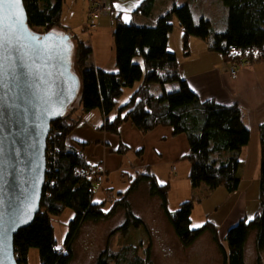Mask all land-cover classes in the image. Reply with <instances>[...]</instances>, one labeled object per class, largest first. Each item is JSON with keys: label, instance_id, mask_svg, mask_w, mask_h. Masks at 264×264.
<instances>
[{"label": "trees", "instance_id": "16d2710c", "mask_svg": "<svg viewBox=\"0 0 264 264\" xmlns=\"http://www.w3.org/2000/svg\"><path fill=\"white\" fill-rule=\"evenodd\" d=\"M64 1L23 0L31 29L41 34L61 29L68 34V28L62 24ZM100 1L89 0L87 24L94 2L100 4ZM155 2L143 0L138 8L140 15L151 18ZM171 2L172 9L159 16L155 23H123L118 19L113 31L116 72L97 67L92 46L79 42L76 58L73 52V70L82 81L78 100L84 114L95 110L102 113L105 118L102 129L106 133L120 135L122 126L130 122L144 135L160 127L172 128L176 136L185 134L189 143L185 159L191 166L189 179L193 187L205 186L211 191L224 189L235 194L241 183L242 151L252 137L244 110L237 104L226 106L214 100H202L182 76L178 55L170 50L169 39L177 20L183 31L186 56L190 55L191 39L196 38L207 42L210 50L220 54L229 68L263 64L264 0H223L228 15L221 28L206 16L196 17L190 5H177L176 0ZM207 2L210 0H204ZM108 7L114 12L113 5ZM69 35L71 39L75 37ZM137 83L139 86L129 102L118 108L126 89L134 88ZM71 111L72 107L65 117L51 125L41 209L33 224L15 236L18 264H29L32 248L39 250L40 264H73L76 242L83 226L108 221L119 210L125 212V220L116 231L127 234L131 227L141 228L143 221L134 215L129 199L143 183L149 185L151 196L161 199L165 215L185 248L193 246L206 231H210L223 264H245L246 245L254 234L256 264H264V123L258 130L261 149L258 209L252 219H243L228 230L225 247L215 225L208 223L203 229L192 228L194 201L184 202L177 211H170V184L161 185L152 174H140L130 189L120 193L112 207L105 211V203L95 201L97 177L102 175L99 167L93 166L83 153L67 143L77 126ZM114 111H117V117L111 121L110 115ZM68 209L74 211L75 217L69 224L65 247L58 248L53 217ZM143 248L141 245H126L118 251L107 248L94 264H155L151 245Z\"/></svg>", "mask_w": 264, "mask_h": 264}, {"label": "rangeland", "instance_id": "374dc122", "mask_svg": "<svg viewBox=\"0 0 264 264\" xmlns=\"http://www.w3.org/2000/svg\"><path fill=\"white\" fill-rule=\"evenodd\" d=\"M142 2L143 0L100 1V5H113L114 12L113 10L112 12L102 10L104 13L98 19V27L96 30L89 31L86 29L89 0H65L63 2L62 24L68 28L66 29L68 34H71L72 37L75 36L72 39L74 58L77 57L78 44L82 41L92 46L95 55L94 61L96 60L106 71L116 72L113 31L118 19L123 23L149 24L153 19H157L172 9L171 0H156L152 17L146 19L140 17L138 12ZM176 3L177 5H190L196 17L206 16L219 28L226 23L228 9L223 0H210L207 3H204V0H176ZM178 26L179 23L176 20V29L174 28L172 36L174 41L170 47L173 52L180 51L176 48V35L179 34L176 31ZM59 30L61 31V29ZM241 68V66L238 69L235 68L237 71L235 75L232 73L234 68H230L231 77L237 78ZM138 86L139 83L134 88L126 89L119 99L118 108L129 102ZM158 88L160 87L158 86ZM152 92L154 95L156 94V87ZM78 99L71 106V117L76 119L77 126L68 137L67 143L79 153H83L93 166L99 167V173L104 176L103 181H97L98 184L95 185L96 203H105L104 210L108 211L112 207V203L119 198V194L126 193L140 174H152L161 185L170 184L168 197L170 211H177L184 202L194 201L192 228L203 229L208 223L215 225L219 232L221 244L227 247L225 238L228 230L234 225V222H231L232 225L229 226L228 216L235 207L236 197H232L233 195L224 189L211 191L205 186L193 187L189 179L190 172L187 169V166H190L189 161L180 159L173 162L172 159L174 151H177L176 155H181L186 147L189 148L185 134L179 135L178 141L172 142L171 139L166 141L162 139V133L164 134L168 130L173 131L172 128L160 127L158 131L144 135L130 122L122 126L120 135L106 133L102 129L105 124L102 113L95 110L89 114H84ZM116 117L117 111H114L110 115L111 121ZM174 166L176 171L172 172ZM189 168L191 169V166ZM250 184L253 194H249L248 201H252L255 192H257L256 182L250 181L246 185ZM129 200L134 215L143 221V226L139 229L131 227L127 234L116 231L124 223L125 212L123 210H119L108 221L85 224L81 236L76 242V257L73 264H94L105 249L110 248L118 251L126 245H141L144 247L143 249L151 245L155 264H223L219 247L210 231H206L202 235L203 237L198 239L199 241L197 240L198 243L190 248H185L180 243L165 215L161 199L150 195L147 183L141 184ZM254 203L255 201H252V205ZM253 216H250L248 220L252 219ZM74 217L75 213L71 209L66 210L60 216L53 217L58 248L65 247L69 224ZM212 241L218 248L219 260L214 258L215 252L214 249H211L213 247ZM255 242L254 260L250 245H248L247 263L245 262V264L257 263ZM206 245H209L210 249H207ZM40 263L39 250L32 248L29 253V264Z\"/></svg>", "mask_w": 264, "mask_h": 264}, {"label": "water", "instance_id": "95a60500", "mask_svg": "<svg viewBox=\"0 0 264 264\" xmlns=\"http://www.w3.org/2000/svg\"><path fill=\"white\" fill-rule=\"evenodd\" d=\"M22 42L43 51L39 58L13 54L0 77V262L18 264L14 239L40 212L51 125L78 99L82 81L73 70L74 43L58 30L31 29L23 0ZM37 37L39 39H32ZM6 250V254L5 251Z\"/></svg>", "mask_w": 264, "mask_h": 264}, {"label": "crops", "instance_id": "0c3cea01", "mask_svg": "<svg viewBox=\"0 0 264 264\" xmlns=\"http://www.w3.org/2000/svg\"><path fill=\"white\" fill-rule=\"evenodd\" d=\"M139 16L145 18L142 15ZM155 21L156 19L152 20V22ZM177 29L178 30L176 31H178L179 34L176 35V48L180 51L175 52L179 58L182 76L202 100H214L217 103L226 106L239 105L244 110L246 123L252 130L251 141L242 151L243 166L240 170V189L235 194H230L233 195L232 197H236V203L234 209L228 216V224L231 226V222H234L233 224L235 225L239 221L253 216L259 205L261 149L258 130L259 126L264 123V63L242 67L238 71L237 78H232L229 72L230 68L228 63L225 62L220 54L211 51L209 44L205 41L192 38L190 42V55L186 56L184 54L182 42L183 31L180 27ZM172 36L173 33L170 35L169 39L170 47L173 44L172 41H174ZM94 62L97 67L104 69V67L100 66L96 60ZM158 129L160 128H157L154 131H158ZM179 137V135L176 136L173 131L169 130L164 132V134L162 133V139L166 141H168V139H171L172 142L178 141ZM175 153H177V151L173 152V162L180 159L186 160L185 157L189 153V148L186 147V150L184 149L181 155H176ZM189 167L190 166H187L188 172H190ZM173 171H176L175 166L172 167V172ZM250 181L256 182L257 187V192H255L252 200L255 201L253 205L252 201H248L249 194L251 193V184H246ZM252 194L253 192L251 195ZM252 235L246 245V263L248 245H250L253 260L255 257V236L254 234ZM198 241L194 245H196ZM212 244L213 247L211 249H214L215 252L214 258L219 260L220 254L218 248L213 241ZM206 248L210 249V246L206 245Z\"/></svg>", "mask_w": 264, "mask_h": 264}, {"label": "snow or ice", "instance_id": "6c2138e0", "mask_svg": "<svg viewBox=\"0 0 264 264\" xmlns=\"http://www.w3.org/2000/svg\"><path fill=\"white\" fill-rule=\"evenodd\" d=\"M17 5H21V0H0V77L5 75V68L8 61L13 60V54L20 59H32L34 56L39 58L43 51L22 42L27 37L24 34L22 10L20 14L15 12Z\"/></svg>", "mask_w": 264, "mask_h": 264}, {"label": "built area", "instance_id": "2783aa9c", "mask_svg": "<svg viewBox=\"0 0 264 264\" xmlns=\"http://www.w3.org/2000/svg\"><path fill=\"white\" fill-rule=\"evenodd\" d=\"M104 10L105 12H109L111 11V8L106 6V5H100V4H97L94 2L92 8H91V12H90V23L87 24V29L90 30V29H95L97 28V25H96V20L99 18L100 16V13L104 12L102 11ZM232 73L235 75L236 74V69H232ZM91 176H94L93 173H91ZM97 181L98 182H101L103 181V176H98L97 177Z\"/></svg>", "mask_w": 264, "mask_h": 264}]
</instances>
